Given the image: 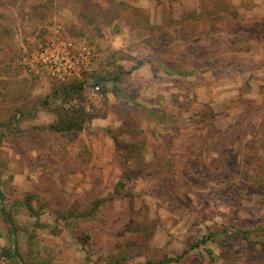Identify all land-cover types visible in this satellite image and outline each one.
<instances>
[{
	"label": "rangeland",
	"instance_id": "obj_1",
	"mask_svg": "<svg viewBox=\"0 0 264 264\" xmlns=\"http://www.w3.org/2000/svg\"><path fill=\"white\" fill-rule=\"evenodd\" d=\"M0 264H264V0H0Z\"/></svg>",
	"mask_w": 264,
	"mask_h": 264
},
{
	"label": "built area",
	"instance_id": "obj_2",
	"mask_svg": "<svg viewBox=\"0 0 264 264\" xmlns=\"http://www.w3.org/2000/svg\"><path fill=\"white\" fill-rule=\"evenodd\" d=\"M89 55L90 51L87 47L78 50L73 42H65L58 39L56 43L54 42L52 44V47L48 46V48L43 50L38 58H41L42 61L58 75H71V69L74 67L75 63L79 62V57H83L86 61ZM99 97H101L100 86H96V88L92 90L89 100L93 103L99 100Z\"/></svg>",
	"mask_w": 264,
	"mask_h": 264
},
{
	"label": "trees",
	"instance_id": "obj_3",
	"mask_svg": "<svg viewBox=\"0 0 264 264\" xmlns=\"http://www.w3.org/2000/svg\"><path fill=\"white\" fill-rule=\"evenodd\" d=\"M10 225L13 227V223L10 221ZM206 243V240H202L201 241V243L200 244H205ZM197 247H199V245L197 244L196 246H194V248H197ZM207 253H208V255H209V257H210V259L211 260H213L214 259V257H213V253L210 251V250H207ZM14 257L16 258V259H20V255H19V250H18V246H17V244H14Z\"/></svg>",
	"mask_w": 264,
	"mask_h": 264
},
{
	"label": "crops",
	"instance_id": "obj_4",
	"mask_svg": "<svg viewBox=\"0 0 264 264\" xmlns=\"http://www.w3.org/2000/svg\"><path fill=\"white\" fill-rule=\"evenodd\" d=\"M162 24H163V23H162ZM163 25H166V22H165Z\"/></svg>",
	"mask_w": 264,
	"mask_h": 264
}]
</instances>
